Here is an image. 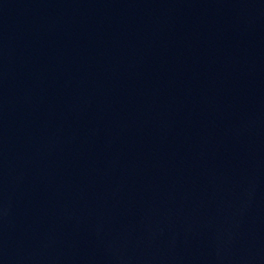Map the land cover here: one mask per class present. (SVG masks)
Masks as SVG:
<instances>
[{
  "label": "water",
  "instance_id": "95a60500",
  "mask_svg": "<svg viewBox=\"0 0 264 264\" xmlns=\"http://www.w3.org/2000/svg\"><path fill=\"white\" fill-rule=\"evenodd\" d=\"M0 264H264V0H0Z\"/></svg>",
  "mask_w": 264,
  "mask_h": 264
}]
</instances>
